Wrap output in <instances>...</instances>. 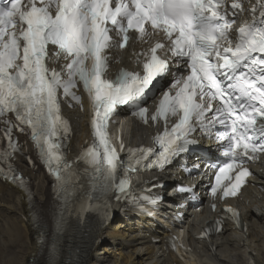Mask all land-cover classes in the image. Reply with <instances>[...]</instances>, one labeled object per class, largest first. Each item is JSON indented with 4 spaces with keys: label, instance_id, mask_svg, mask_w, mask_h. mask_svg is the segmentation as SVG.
I'll return each instance as SVG.
<instances>
[{
    "label": "snow or ice",
    "instance_id": "snow-or-ice-1",
    "mask_svg": "<svg viewBox=\"0 0 264 264\" xmlns=\"http://www.w3.org/2000/svg\"><path fill=\"white\" fill-rule=\"evenodd\" d=\"M260 8L258 19L238 28L234 42L230 33L235 18L247 11L241 0L230 5L229 0H0V120L8 125L0 160H10L19 151L12 137L15 128L30 135L38 158L54 178L60 208L66 210L78 192L88 201L109 193L127 201L130 185L119 177L121 168H163L198 146L191 137L199 130L206 137L214 135L227 158L218 166L211 194L236 197L251 175L245 164L264 153V0ZM251 12L255 17L256 8ZM111 33L121 38V48L130 33L140 41L162 34L167 51L188 70L174 81V94L163 93L151 117L165 123L169 116L178 118L156 137L158 151L129 148L126 160L111 141V119L118 106L132 105L133 114L147 123L141 102L167 73L169 62L158 55L165 44L156 42L145 54L143 74L122 69L109 79L105 52L114 46ZM49 45L67 61L60 70L47 66ZM78 85L93 107L94 143L76 162L84 166L83 176L65 158L63 141L70 125L59 100L62 94L80 104L74 91ZM0 175L24 186L22 174L11 164L6 171L0 168ZM191 191L179 186L181 194ZM159 200L162 197L148 198V203ZM90 208L89 203L81 212ZM228 211L238 221V212Z\"/></svg>",
    "mask_w": 264,
    "mask_h": 264
},
{
    "label": "bare ground",
    "instance_id": "bare-ground-1",
    "mask_svg": "<svg viewBox=\"0 0 264 264\" xmlns=\"http://www.w3.org/2000/svg\"><path fill=\"white\" fill-rule=\"evenodd\" d=\"M246 1L248 8L255 5V0ZM116 52L117 60H125L130 55L134 57V51ZM65 111L71 119L74 151L77 152L80 143L88 135L87 128L83 126L88 111L87 108L83 112L76 108ZM131 129L134 134L131 133L129 137L133 142L142 138L147 130L136 122ZM22 171L33 181L37 208L34 210L29 207L33 205V199L29 200L17 187L0 184V264H184L168 250L164 240L166 233L155 235L160 241L152 242L153 233L150 229L144 227L140 231L138 224L118 219L105 226H95L89 234L87 230L74 228V221L70 222L68 228L60 227L61 214L52 198L49 182L39 171L24 166ZM165 179L169 180L168 177ZM258 186L264 187V166L257 169L254 184L243 190V196L231 200L241 207L246 230H232L231 224H228L226 234L212 241L218 247L215 254L206 243L193 236L208 218L209 209L205 208L202 212L194 209L189 211L190 215L195 214L188 229L190 245L202 264H246V258L252 252L256 264H264V190L261 191ZM199 189L203 191L202 184ZM35 219L44 223L48 229L42 243L39 241L37 226L34 225ZM62 229L65 232L59 239ZM77 239L79 243L73 242ZM19 241L20 248L14 256L1 258L6 255L7 248L14 247Z\"/></svg>",
    "mask_w": 264,
    "mask_h": 264
},
{
    "label": "rangeland",
    "instance_id": "rangeland-1",
    "mask_svg": "<svg viewBox=\"0 0 264 264\" xmlns=\"http://www.w3.org/2000/svg\"><path fill=\"white\" fill-rule=\"evenodd\" d=\"M19 248H20V241L17 244H15L14 247L7 248L6 249V251H7L6 255L2 256L1 258H6L7 259V258H10V257L14 256L15 253L17 252L16 250L19 249Z\"/></svg>",
    "mask_w": 264,
    "mask_h": 264
}]
</instances>
